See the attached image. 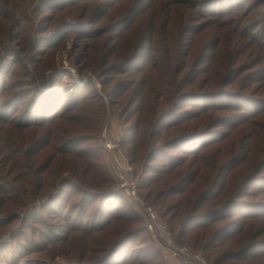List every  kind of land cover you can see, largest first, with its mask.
I'll use <instances>...</instances> for the list:
<instances>
[{"label":"trees","instance_id":"trees-1","mask_svg":"<svg viewBox=\"0 0 264 264\" xmlns=\"http://www.w3.org/2000/svg\"><path fill=\"white\" fill-rule=\"evenodd\" d=\"M56 1L0 0V66L3 68L9 64L12 67L18 62L11 63L14 54H18L19 60L40 57L32 69L24 66L11 74V89H31H21L5 104H0V211H23L41 194L49 195L50 200L23 219L19 213L0 217L1 234L20 224L11 240L9 238L10 242L0 243V264H47V260L62 255L68 259L64 264H170L164 252L152 240L149 229L134 210L135 206L129 202L125 189L114 187L116 181L110 172L109 162L108 166L104 162L102 152L105 153V148L100 140V128L106 125V101L96 89L86 99H81L86 96V87L78 95L84 114L71 115L69 103L61 111L64 95L69 91L62 89L61 82H54L55 88L63 91L59 101L43 88L48 70L55 68L54 54L44 62L47 52L40 47L34 48L33 39L40 26V22H36L38 14L49 3ZM121 1L134 3L136 0ZM214 1L218 0H205L201 4L154 0L159 10L169 4H179L186 27L192 24L194 18L198 22L206 20L201 23L202 31L209 35L216 46L214 53L200 50L195 58L198 66H191L185 73H175L168 78L170 57L177 45V40H173L163 46L150 70L136 69L130 74L128 71L122 72V78L111 83L112 87L107 91L111 106L123 126V143L128 148L130 161L136 173L144 176L140 191L151 201V205L162 208V215L168 221L176 241L199 247L212 264H264V252L251 254L257 249L264 250V215L244 221L241 227H236L239 222L236 218L214 227L228 219L231 210L237 206L257 210L264 207V187L252 191L246 177L241 182L236 181L235 175L245 166L246 157L236 158L221 166L225 152L226 157L235 158L250 152L257 144L263 143L264 146V138L256 130L255 122L259 115L248 114L238 119L240 126H245L249 133L248 142L243 148L236 139H232L222 146L223 149L215 148L196 163L186 159L173 165L171 158L166 157L164 169H160L158 175H153V169H150V162L160 160V150L164 147L175 148L189 136H202L217 119L235 115L230 111L231 107L215 115H207L211 112L210 108H200L197 109L202 110L200 114L188 115L176 123L177 115L165 110L178 108L179 103L188 97L198 99L203 93L214 90L211 80L205 85L194 84L198 76L228 79L233 84L238 80L235 68L249 60L250 53L242 49L248 44L252 48L264 47V30H261L264 18L252 17V11L263 5L264 0L253 3L247 12L242 11L237 15L234 14L236 9H232L210 16L201 5ZM83 13L85 15L81 18L87 17V9ZM52 19L48 18L47 22L51 23ZM64 25L65 21L58 25L59 31L54 36L63 31ZM247 29L252 32L245 33ZM257 29H260L259 34L254 33ZM46 31V28L39 30L40 34ZM103 36L91 37L95 41L91 56L95 62L101 56L100 38ZM44 40L40 38L37 42ZM3 58L7 62L1 65ZM114 60L122 62L117 65L120 67L127 64L120 51ZM203 65L207 67L195 73ZM103 70L98 69L99 73ZM121 82L123 84L119 87ZM0 83H8L4 69H0ZM29 94H32L31 99L24 105V98ZM48 97L51 98V106L47 113L44 103ZM262 97L259 103L264 105ZM194 110L187 109L189 114ZM169 117H173V121L165 122ZM199 119L194 127L189 125L192 120ZM182 124L186 126L177 129ZM131 135L134 138L130 140ZM253 139L254 143L251 144ZM263 160L264 154L254 164L253 171L257 170L258 176L264 172ZM231 167L224 176L223 170ZM215 170L217 174L219 171L218 177L217 174L212 177ZM66 173L77 180H62ZM223 179L225 183L221 185ZM187 182L189 186L183 188ZM58 183L63 186L59 193ZM191 185L194 186L190 190ZM219 187L222 190L215 194ZM163 191L166 194L161 196ZM167 196L183 197L175 205L164 207L163 199ZM207 205L209 208L200 213ZM169 207L178 213L169 215ZM50 209L55 213L48 219L43 212ZM180 209H184L190 217L183 223V228L177 230ZM194 224L196 227H192ZM194 229L197 231L192 236L190 233Z\"/></svg>","mask_w":264,"mask_h":264},{"label":"rangeland","instance_id":"rangeland-1","mask_svg":"<svg viewBox=\"0 0 264 264\" xmlns=\"http://www.w3.org/2000/svg\"><path fill=\"white\" fill-rule=\"evenodd\" d=\"M178 1L201 4V2L205 0ZM257 1L259 0H218L202 4L201 6L204 12L210 16L214 15V13L218 14L232 9H236L234 14L237 15L242 11L247 12L248 8ZM124 4L125 6H123ZM62 7L64 10L60 11L59 9ZM86 9L87 17L81 18L82 15H85L83 12ZM102 13L103 16L100 17ZM252 13L254 19L264 18V4L252 11ZM50 17L53 19L51 20V23H48L47 19ZM37 18L36 22H40V26L34 35L33 46L34 48L40 47L42 51L47 52V55L43 59L44 62L51 54H54L55 61V68L48 70L46 84L43 88L55 95L53 98L59 101L63 91L61 92L56 89L54 82H61L63 85L62 89L69 90L64 95L61 111L64 110L69 103L72 108L71 115L84 114L82 111L83 105L81 104L80 98H78L81 90L87 87L85 91L86 96L81 98L86 99L90 92L96 89L107 103V118L104 125L115 124L117 127H121V129H123L121 120L117 112L111 106L107 91L108 88L112 87L111 83L122 78L120 73L128 71V74H130L136 69L150 70L163 46L169 45L173 40H177V45L170 57L171 63L168 65L167 69L168 78L172 77L175 73H180L182 71V73H185L191 66H198L199 63L195 61V58L200 50L204 49L207 50L209 54H212L216 49V46L212 44L209 35L202 31L203 27L201 23H204L206 20L198 22L194 18L192 24L189 25V27H186L185 16L179 4H169L162 10H159L155 5L154 0H136L134 3H123L121 0H58L49 3L48 6L38 14ZM63 21H65L63 31L54 36V34L59 31L57 28L58 25ZM65 26L67 28H65ZM43 28H46L47 31L40 34L39 30ZM261 30H264V20ZM251 32L252 30L250 29L245 30V33ZM254 33L259 34L260 29L254 30ZM103 34L104 36L100 38L101 56L97 57V61L95 62L91 58L93 55V47H95V41L92 40L91 37L101 36ZM40 38L45 40L37 42ZM249 45L250 44L242 49L243 51L250 53L248 57L249 60L241 67L235 68V73L238 75V80L236 82L230 84V80L228 79L198 76V78L195 79L194 84L199 85L202 83L201 85H205L211 80L214 90H210L208 93H203V96L198 99L188 97L187 100L179 103L178 108L165 110L168 112L172 111L177 115L176 123L182 119H186L188 115H198L202 110L208 108L211 109V112H208L207 115L210 113L215 115L220 113L219 111H223L228 107L232 108L230 111H233L235 115L217 119L205 129L207 130V133L202 136H189V138L180 142L175 148L164 147L161 149L160 160L150 162V169H153V175H158L160 173L159 171H161L160 169H164L163 161L167 162L166 157L171 158V163L173 165L186 159H191L196 163L204 154L211 153L215 148L220 147V150L223 149L222 146L232 139H236L238 145L243 148L248 142L249 133L246 131L245 126H240V121L238 119L245 118L248 114H250V116L259 115L255 122L256 130L259 136L264 138V105L259 103L262 95H264V47L263 49H260L258 46L252 48ZM119 51L125 56L124 61L127 63L123 67L117 66L122 63L121 61L114 60L115 55ZM11 59V63L15 61L18 62L12 65V67H10L9 64L3 68L0 66L1 70L4 69L6 79L8 80L6 85L0 83V95H3L0 99V104H5L21 89H31L28 87L11 89V74L13 72H18L24 66L32 69L34 64L40 61L39 56H36L33 59L25 57L22 60H19L18 54H14ZM6 62V58H3L1 65ZM206 67V65L200 66L195 70V73L196 71H203ZM101 68H104V70L99 73L98 69ZM122 84L123 82L119 84V87H121ZM184 94L186 93H183L182 95ZM31 96L32 94L25 96L24 99H26V101L24 102V105L31 99ZM194 100L197 101L195 102ZM44 106V109L48 113L51 106V98H47ZM200 108H202V110L198 111L197 109ZM187 109L195 110L189 114ZM164 112H161V114H165ZM173 119V117H169L165 119V122H171ZM200 120L201 119L192 120L189 125L194 127ZM230 121H232L231 124ZM185 126L186 124H182L178 126L177 129H182ZM100 129L98 130L99 132ZM225 137L226 140H224ZM133 138L134 136L131 135L129 139L131 140ZM253 143L254 139L251 141V144ZM87 145H89V143ZM82 146L83 145L79 147ZM262 154H264L263 143L255 145L254 149L250 152H244L239 157L235 158L229 156L226 157L227 154L225 152L221 158V162H223L221 166L236 158L246 157L245 166L235 175L236 181L241 182L243 178L246 177L248 187L252 191H259L264 187V172H262V176H258L256 174L258 171H253V169L254 164L259 160ZM102 156L105 164L108 166L109 160L104 151L102 152ZM199 163L197 165H199ZM261 164L264 165V160ZM233 167L223 170L224 176L227 175ZM216 174L217 170H215L212 177H215ZM218 176L219 171L217 177ZM168 177L171 176H166V178ZM69 178L77 180L70 173H66L62 180ZM224 183L225 179L221 181V185ZM111 185L113 186V182ZM188 186L189 182H187L183 188L187 189ZM193 186L194 185L190 186V190ZM114 187L116 189L118 188L116 183ZM154 187L155 186L150 189H153ZM226 188L227 187H225V189ZM62 189V184L58 183L57 193L61 192ZM221 190L222 187L216 188L215 194L219 193ZM124 193L129 202L135 206L134 210L140 216L144 225L143 213L136 207L127 192L124 191ZM165 194L166 193L163 191L161 196H164ZM182 197L183 196H167L163 199L164 207L175 205ZM48 198L49 195L41 194L33 202L29 203L23 211L11 210L5 213L0 211V217L19 213L23 219L26 215H31L41 209L43 204L50 201ZM77 199H79V196H77ZM146 201L148 203L151 202L147 199ZM154 207L158 209L161 215L163 214L161 207L158 205ZM208 208V205L205 206L200 213H203ZM168 211L169 215H176L178 213V211L174 212L173 207H169ZM53 213H55V211L50 209L49 211L43 212V215L50 219L53 216ZM180 213L177 222V230L183 228V223L190 217V214H186L184 209H180ZM263 215L264 207L257 210L245 206H237L231 210V215L228 219L217 223L214 227H219L230 219L235 218L239 219L236 227H241L244 221H250L254 216L260 218L263 217ZM19 227L20 224L17 223L13 229L3 233L5 234L4 236L7 237L6 241H8L9 238L11 240L14 232L19 229ZM192 227H196L195 224ZM196 231L197 230L194 229L190 235L193 236ZM3 234L0 233V235ZM10 240L8 242H10ZM187 244H189L195 251H202L197 246H194L197 247L196 249L190 243ZM223 247L218 249V251L223 249ZM262 252H264V250L257 249L251 254H260ZM67 262L68 259L65 255L58 256L54 260H47V264H64Z\"/></svg>","mask_w":264,"mask_h":264},{"label":"built area","instance_id":"built-area-1","mask_svg":"<svg viewBox=\"0 0 264 264\" xmlns=\"http://www.w3.org/2000/svg\"><path fill=\"white\" fill-rule=\"evenodd\" d=\"M100 140L117 187L124 188L136 207L141 210L152 240L164 252L169 263L212 264L203 251H195L189 244L177 242L168 221L142 195L140 187L144 176L136 173L130 161L128 150L123 143L121 127L106 124L101 130ZM6 240V236H0V243Z\"/></svg>","mask_w":264,"mask_h":264}]
</instances>
